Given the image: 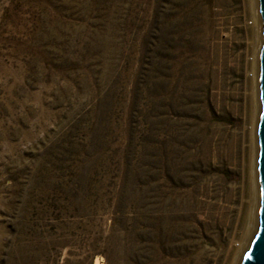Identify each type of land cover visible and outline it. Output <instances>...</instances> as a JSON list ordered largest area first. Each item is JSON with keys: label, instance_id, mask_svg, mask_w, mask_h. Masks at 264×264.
Returning a JSON list of instances; mask_svg holds the SVG:
<instances>
[{"label": "rangeland", "instance_id": "obj_1", "mask_svg": "<svg viewBox=\"0 0 264 264\" xmlns=\"http://www.w3.org/2000/svg\"><path fill=\"white\" fill-rule=\"evenodd\" d=\"M260 43L257 0H0V264H239Z\"/></svg>", "mask_w": 264, "mask_h": 264}, {"label": "water", "instance_id": "obj_2", "mask_svg": "<svg viewBox=\"0 0 264 264\" xmlns=\"http://www.w3.org/2000/svg\"><path fill=\"white\" fill-rule=\"evenodd\" d=\"M261 43L257 58L259 118L256 128L259 205L256 230L239 264H264V0H257Z\"/></svg>", "mask_w": 264, "mask_h": 264}, {"label": "bare ground", "instance_id": "obj_3", "mask_svg": "<svg viewBox=\"0 0 264 264\" xmlns=\"http://www.w3.org/2000/svg\"><path fill=\"white\" fill-rule=\"evenodd\" d=\"M250 139H251V146H250V151H249V155H248V166H249V178H250V183H251V186H252V184H254V183H252L253 182V179H254V158H253V156H254V154L253 153H255L254 152V146H253V133L251 132V134H250ZM248 172V171H247ZM254 187V186H253ZM253 187H249V188H253ZM250 190H252V189H250ZM254 191V190H253ZM256 192V191H255ZM249 193H250V197H248V198H250L249 199V204L252 202V196L255 194H253V192L252 191H249ZM248 193V194H249ZM248 196V195H247ZM254 200V199H253ZM254 202V201H253ZM253 202H252V204H253ZM255 203V202H254ZM249 207V206H248ZM250 207H251V205H250ZM250 209V208H249ZM250 215H251V213L250 212H248ZM249 216V215H248ZM250 217V216H249Z\"/></svg>", "mask_w": 264, "mask_h": 264}]
</instances>
